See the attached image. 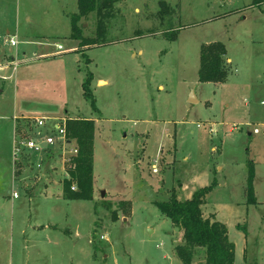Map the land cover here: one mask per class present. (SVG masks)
Returning <instances> with one entry per match:
<instances>
[{
    "label": "rangeland",
    "instance_id": "1",
    "mask_svg": "<svg viewBox=\"0 0 264 264\" xmlns=\"http://www.w3.org/2000/svg\"><path fill=\"white\" fill-rule=\"evenodd\" d=\"M164 1L167 13L160 0L117 3L106 45L83 55L72 50L77 0H0V264H183V231L156 203L214 182L204 216L227 226L234 264H264V136L254 133L264 126V0ZM80 24L95 36V13ZM211 42L227 49L224 83L199 81ZM89 72L97 110L82 87ZM15 116L94 121L92 200L64 197L61 151L15 158ZM250 163L257 203L246 195ZM205 259L196 248L192 264Z\"/></svg>",
    "mask_w": 264,
    "mask_h": 264
},
{
    "label": "trees",
    "instance_id": "2",
    "mask_svg": "<svg viewBox=\"0 0 264 264\" xmlns=\"http://www.w3.org/2000/svg\"><path fill=\"white\" fill-rule=\"evenodd\" d=\"M122 0H77L78 10L71 14L72 39L78 41L76 51L85 52L95 46L106 45L105 36L107 22L114 17L115 5ZM261 0H253V5H259ZM161 12L170 11L168 3L160 0ZM95 13L97 28L95 36L83 35L80 21ZM174 33L170 39L175 40ZM227 49L222 42L202 44L200 48L199 81L203 83H224L229 75L226 67ZM90 63V59H86ZM92 73H88L82 87L85 97L91 101L94 110H97L90 85ZM67 131L71 138L76 139L79 153L72 159L70 168L71 181L63 183L64 197L67 199L92 200L94 182V140L95 124L88 118H67ZM249 164L246 195L248 203H257L254 190V165ZM77 183L78 190H72V183ZM215 182L195 191L191 198L179 200L176 193H172L167 201L156 203L159 210L170 219L174 227L183 231V243L175 247L177 256L183 264H192L194 250L204 248L206 259L203 264H234L235 245L229 238L227 226L216 218L205 217L202 207L206 204V197L213 189ZM245 233L246 226L238 225ZM258 264V263H248Z\"/></svg>",
    "mask_w": 264,
    "mask_h": 264
},
{
    "label": "built area",
    "instance_id": "3",
    "mask_svg": "<svg viewBox=\"0 0 264 264\" xmlns=\"http://www.w3.org/2000/svg\"><path fill=\"white\" fill-rule=\"evenodd\" d=\"M58 49L63 50L62 45H58ZM254 133L264 136V126L261 130L254 128ZM22 150L36 156H46L61 151L68 156L70 167H72V159L78 155L79 146L76 139L68 135L66 117H34L24 119L21 127L15 126V158H20ZM65 171L69 175L66 169ZM71 189L76 190V186L72 185ZM14 197H17L16 193Z\"/></svg>",
    "mask_w": 264,
    "mask_h": 264
},
{
    "label": "crops",
    "instance_id": "4",
    "mask_svg": "<svg viewBox=\"0 0 264 264\" xmlns=\"http://www.w3.org/2000/svg\"><path fill=\"white\" fill-rule=\"evenodd\" d=\"M15 37H16V35H13L11 38H10V41L12 42V41H14L15 43H17L18 41H16L15 40ZM15 43H13L12 42V44H15ZM78 48V44L77 45H75L74 47H72V50L73 51H76V49ZM63 50H61L60 52H58L57 54L58 55H61V54H63V52H62ZM135 54V53H134ZM133 54V55H134ZM76 59V58H75ZM13 61V60H12ZM17 64H19V63H15L14 64V67H16L17 66ZM101 81H104L105 83H107L105 80H103V79H100L99 81H98V84L101 82ZM197 100H198V97H197ZM64 117V116H63ZM30 118V117H29ZM46 118H59V117H46ZM14 119L16 120V121H18V120H24V119H26L25 117H23V118H19L18 116H15L14 117ZM15 121V122H16ZM54 226H56V229H58L57 228V225H51V224H49L48 225V228H54ZM29 227L31 228V230L32 231H44L45 230V227L46 226H44V225H42V224H35V223H32V224H29ZM24 234H27V230L26 231H24L23 232ZM46 234L44 235L45 237H46V239H48V237L51 235L49 232H45ZM183 232H182V239H183ZM34 235V237H36V234H33ZM33 237V236H32Z\"/></svg>",
    "mask_w": 264,
    "mask_h": 264
},
{
    "label": "water",
    "instance_id": "5",
    "mask_svg": "<svg viewBox=\"0 0 264 264\" xmlns=\"http://www.w3.org/2000/svg\"><path fill=\"white\" fill-rule=\"evenodd\" d=\"M191 101H197V99H196V97L194 96V93L192 92V97H191ZM105 191H103L102 193H101V195H102V197H104L105 196ZM176 230L178 231L179 230V228L178 227H176Z\"/></svg>",
    "mask_w": 264,
    "mask_h": 264
}]
</instances>
